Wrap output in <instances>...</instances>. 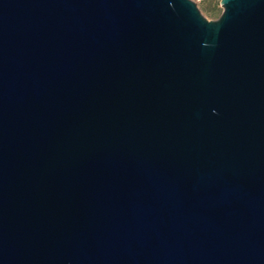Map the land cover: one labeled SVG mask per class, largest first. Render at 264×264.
<instances>
[{"label":"water","instance_id":"water-1","mask_svg":"<svg viewBox=\"0 0 264 264\" xmlns=\"http://www.w3.org/2000/svg\"><path fill=\"white\" fill-rule=\"evenodd\" d=\"M0 0V264H264V0Z\"/></svg>","mask_w":264,"mask_h":264},{"label":"rangeland","instance_id":"rangeland-1","mask_svg":"<svg viewBox=\"0 0 264 264\" xmlns=\"http://www.w3.org/2000/svg\"><path fill=\"white\" fill-rule=\"evenodd\" d=\"M202 14L208 19H215L220 14L222 7L219 0H194Z\"/></svg>","mask_w":264,"mask_h":264}]
</instances>
